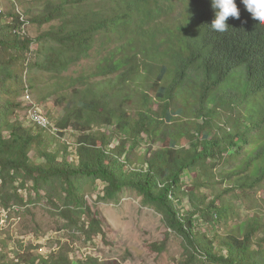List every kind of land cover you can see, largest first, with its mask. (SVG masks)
<instances>
[{
    "label": "trees",
    "instance_id": "trees-1",
    "mask_svg": "<svg viewBox=\"0 0 264 264\" xmlns=\"http://www.w3.org/2000/svg\"><path fill=\"white\" fill-rule=\"evenodd\" d=\"M236 3L221 33L210 0H0V205L31 182L101 180L163 216L179 264H264V25ZM95 50L93 71L64 75ZM7 249L0 264H81Z\"/></svg>",
    "mask_w": 264,
    "mask_h": 264
},
{
    "label": "rangeland",
    "instance_id": "rangeland-1",
    "mask_svg": "<svg viewBox=\"0 0 264 264\" xmlns=\"http://www.w3.org/2000/svg\"><path fill=\"white\" fill-rule=\"evenodd\" d=\"M103 54L95 50L64 75L78 77L93 71ZM50 102L53 100L40 105L42 111ZM53 114L58 116L62 111L54 109ZM147 147L150 151L154 148ZM106 186L101 180H80L75 187L56 181L36 194L34 183H28L22 190L23 205L13 204L10 209L0 205V244H7L11 258L19 250L33 248L42 255L64 252L81 264H179L183 241L166 227L163 216L132 189L123 190L116 199L107 198ZM73 197L100 220L104 234L89 237L84 233L89 221L76 208ZM239 206L245 216L249 207ZM68 211L72 222L65 215Z\"/></svg>",
    "mask_w": 264,
    "mask_h": 264
},
{
    "label": "clouds",
    "instance_id": "clouds-1",
    "mask_svg": "<svg viewBox=\"0 0 264 264\" xmlns=\"http://www.w3.org/2000/svg\"><path fill=\"white\" fill-rule=\"evenodd\" d=\"M211 8L214 11V19L211 21V28L218 32H226L229 24V17L239 19L240 10L236 0H210ZM246 10L251 14L254 21L264 25V0H241Z\"/></svg>",
    "mask_w": 264,
    "mask_h": 264
},
{
    "label": "bare ground",
    "instance_id": "bare-ground-1",
    "mask_svg": "<svg viewBox=\"0 0 264 264\" xmlns=\"http://www.w3.org/2000/svg\"><path fill=\"white\" fill-rule=\"evenodd\" d=\"M31 119L44 129L50 127V122L38 112L31 113Z\"/></svg>",
    "mask_w": 264,
    "mask_h": 264
}]
</instances>
